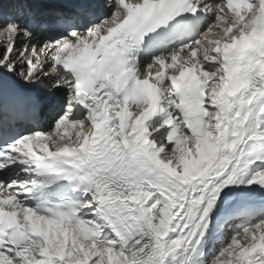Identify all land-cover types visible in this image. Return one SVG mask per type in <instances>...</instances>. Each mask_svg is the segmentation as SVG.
Here are the masks:
<instances>
[{
  "label": "snow or ice",
  "instance_id": "6c2138e0",
  "mask_svg": "<svg viewBox=\"0 0 264 264\" xmlns=\"http://www.w3.org/2000/svg\"><path fill=\"white\" fill-rule=\"evenodd\" d=\"M0 264H264V0H0Z\"/></svg>",
  "mask_w": 264,
  "mask_h": 264
}]
</instances>
